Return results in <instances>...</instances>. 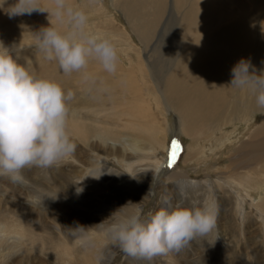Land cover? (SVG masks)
<instances>
[{"label":"bare ground","instance_id":"bare-ground-1","mask_svg":"<svg viewBox=\"0 0 264 264\" xmlns=\"http://www.w3.org/2000/svg\"><path fill=\"white\" fill-rule=\"evenodd\" d=\"M249 1V14L244 4L237 9L240 14H235L221 6L222 0H69L87 13L92 31L112 37L119 53L115 73L104 70L95 59L81 72L64 73L57 62L47 60L35 47L33 33L49 24L47 12L9 17L0 10V42L15 45L19 62L34 75L53 79L65 92H73L68 101L67 129L76 145L72 153L50 167L22 170V180L16 181L23 188L19 213L0 207V264L20 253L41 258L30 263L17 258L18 264H169L168 258L173 260L170 264H198L181 261L184 248L151 258L125 256L120 263V248L105 234L112 219L96 225L129 201H140L142 208L149 199L151 179L169 171L171 149H165V144L172 131L171 113L177 115L184 137L189 134L192 139L189 146L194 151H187L190 158L186 161L206 157L213 148L207 139L211 129L227 130L235 121L255 126L247 140L232 135L223 138L239 143L217 175L216 185L221 187L218 181H224L228 188L226 197L216 199L211 179H189L175 169L166 177L184 194L185 187H203L200 195L194 193L193 197H204L208 200L204 203L215 204L217 216L221 211L227 217L231 234L212 235L214 229L210 234L216 250L224 256L214 264H226L225 255L228 259L230 253L235 262L238 256L239 263L245 264L239 250L246 246L236 250L233 226L238 220L248 227L243 205L247 202L261 218L260 236L264 237V178H259L264 176V118L255 123L264 110L257 108L250 93L227 85L231 68L241 57L250 58L258 72L264 70V38L253 27L254 14L264 0ZM42 2L50 6L49 0ZM107 2L114 10L107 9ZM49 19L66 29L54 16ZM137 41L147 51L146 57L136 48ZM227 122L231 123L228 128ZM198 130L200 137L196 136ZM55 166L62 167L58 173ZM8 177L0 175V182ZM121 185L126 188L118 192L116 186ZM36 195L43 196L44 217L42 204L33 202ZM94 203L101 206L97 218L87 214ZM173 203L169 200L168 207ZM232 207L235 217L227 212H232ZM71 210L75 211V223L69 221ZM136 211L137 205L129 203L118 210L117 217ZM8 214L11 217L7 218ZM49 214L52 220L47 219ZM77 224L86 226L84 232ZM47 228L52 230L45 231ZM85 236L91 239L85 242ZM214 246L210 243L207 247L214 250Z\"/></svg>","mask_w":264,"mask_h":264},{"label":"clouds","instance_id":"clouds-1","mask_svg":"<svg viewBox=\"0 0 264 264\" xmlns=\"http://www.w3.org/2000/svg\"><path fill=\"white\" fill-rule=\"evenodd\" d=\"M49 3L50 6L42 0H0V10L9 17L47 12L49 24L33 33L35 47L47 60L57 62L64 73L85 70L90 59L99 61L107 72L115 73L119 53L112 37L92 31L87 13L72 6L69 0ZM50 15L66 29L57 27ZM16 51L15 45L0 42V175H8L14 182L22 180L24 168L50 167L76 147L67 129L68 101L73 92H65L53 79L34 75L19 62ZM231 73L227 86L250 93L257 108L264 110V70L258 72L250 58L241 57L233 64ZM42 199V195H36L33 202L42 203ZM139 202L125 204L137 205L134 214L117 217L118 210L125 206L122 205L96 224L111 218L113 222L106 227L105 234L131 256L151 258L190 246L197 238L203 242L217 226V209L211 202H178L172 207H157L147 216ZM76 227L81 232L86 228L80 224ZM84 239L87 242L91 237Z\"/></svg>","mask_w":264,"mask_h":264},{"label":"rangeland","instance_id":"rangeland-1","mask_svg":"<svg viewBox=\"0 0 264 264\" xmlns=\"http://www.w3.org/2000/svg\"><path fill=\"white\" fill-rule=\"evenodd\" d=\"M217 1V0H212ZM224 3H221V6L223 8L231 10L235 14H240V12L237 9H241L242 4H244L245 9L249 12H251V6L249 0L239 1V0H222ZM171 3L169 2V5ZM260 6L261 10H258L254 14L253 18V27L256 28L260 34L264 38V2L261 3ZM262 7V8H261ZM107 9L108 10H114V7L110 5L109 2H107ZM174 14L172 11L171 17ZM170 17V18H171ZM118 21H120V18L117 17ZM172 19V18H171ZM119 23V22H118ZM119 26L121 24L119 23ZM264 41V40H263ZM136 48H138L141 51V56L146 57V50L143 49V46L139 41L135 43ZM164 76V74L162 75ZM163 80H166V78H162ZM134 81L136 83L137 77H134ZM153 88L151 89V91ZM167 105H165L166 108ZM169 110V107L166 108ZM167 113V111H166ZM158 115V113H155ZM175 116V117H174ZM264 118V115L261 113L257 114V118L255 120V123L257 121H262ZM161 120V119H159ZM249 122L247 121H235L234 124L230 126L231 123H226L225 126L228 128L227 130L223 129H211L209 133V139L208 143L213 144V148L211 150L207 151L206 157L201 160H187L186 158H190V155L186 156L187 151H194L189 146L190 141L192 140L190 135L184 137V135L180 132L182 128H180L179 120L177 119V115L175 113L170 114V124L172 125V131L167 135L165 149L169 150L171 149V141L173 139H176L180 142V148L177 153V157L174 161V164L169 168V171L165 173H160L158 176L154 175L155 177L151 179L150 182V189L149 191V199L148 202L141 208L143 214L147 216L152 210H154L157 207L166 206L167 202L169 200H174V203L170 205V207L174 206L175 204L183 203V204H190V203H196L197 205H203L204 201H208L207 199H204V197H197L194 198L193 195L199 194L201 190H203V187H195V188H189L185 187L183 190L186 192L185 194L180 189L179 185H175V181L166 178L167 175H169L170 171H177V172H185L188 175V178L196 177L202 181H205L206 179L210 180V185L214 188L218 200L219 197H226L227 192H225L226 189H228L224 183V181H218L221 183V187L216 185L217 182V175L220 172L219 168H223L229 161L230 155L235 154V149L239 145L238 142H227L223 138L225 136L232 135L235 139H242L247 140L248 138H251V134L254 131V127L249 126L247 124ZM254 123L252 122V125ZM215 135V136H214ZM197 137L202 136V133L200 130H198ZM193 146L195 144H192ZM189 154V153H188ZM163 156V154H162ZM186 162V163H185ZM28 170L37 168L36 166H30L27 167ZM62 167H56L55 171L56 173L59 172V170ZM255 168H258L255 166ZM118 169H121L120 166H118ZM171 175V174H170ZM5 176V175H4ZM259 178H264V176H259ZM117 179H119V174H117ZM155 179V180H154ZM0 207L5 208L9 212H18L21 204V195L23 193V188L20 187L19 183L16 181L14 182L10 177L8 178H2V182H0ZM185 185V183H184ZM89 186V184H87ZM117 191H124L126 188L124 185L116 186ZM132 189H137V187H132ZM200 195V194H199ZM180 198V200H178ZM206 198V197H205ZM154 200V201H153ZM42 204V203H41ZM244 205V213L248 215L246 218L248 227L246 228V223L242 224L238 220L236 221L235 226H233L237 231V239L238 242H234L236 245V250L238 251L239 248H244V250H239V253L242 256H245V264H264V237L260 236V230H261V218L256 216V210L255 206H250L247 202ZM224 206L223 204L220 206ZM44 205L42 204V217L45 216V208L43 209ZM227 208V207H226ZM225 208V209H226ZM234 208L232 207V212L227 211L231 216L234 215ZM72 214L69 218V221L71 223H75L74 214L75 211L71 210ZM87 214L89 216H92L94 218L98 217V214L101 213V206L98 203H94L91 206L87 208ZM233 214V215H232ZM11 217L10 214H8L7 218ZM16 217H19L18 215ZM235 217V215H234ZM48 220H52V215L49 214L47 216ZM226 219L227 217L222 216V212H218L217 216V226L214 229V232L212 235H225V234H231V229L226 225ZM243 226V227H241ZM244 229H248L249 231H245ZM52 228H47L45 231H51ZM242 230V231H241ZM244 232V233H243ZM212 235H208L206 240L201 242V238H197V240L194 241L195 244L190 245L188 249L184 248L182 249V262H186L185 260H188L189 263H192V260L195 262H198V264H214L215 261H218L224 257L223 254L219 253L213 242H212ZM257 240V242H255ZM210 242L214 246V250H212L210 247ZM233 249H235L233 247ZM170 252V251H169ZM40 254V253H39ZM118 258L117 260L121 262L124 261L125 256L129 257L131 255H128L127 253L123 252L122 249L118 252ZM24 256V257H23ZM227 254L225 255L224 261L226 264H241L239 263V258L236 256V262L233 253H230V257L227 259ZM17 258L21 260L22 263H30L33 260L40 259L38 255H21L18 254L12 258H10L7 262L3 264H18ZM3 259H0L2 261ZM46 260H49L46 258ZM169 264L173 262L172 258H168ZM187 261V262H188Z\"/></svg>","mask_w":264,"mask_h":264},{"label":"snow or ice","instance_id":"snow-or-ice-1","mask_svg":"<svg viewBox=\"0 0 264 264\" xmlns=\"http://www.w3.org/2000/svg\"><path fill=\"white\" fill-rule=\"evenodd\" d=\"M179 148H180V142L178 140H176V139H173L171 141L170 159L168 160V165L169 166H171L173 161H175Z\"/></svg>","mask_w":264,"mask_h":264}]
</instances>
